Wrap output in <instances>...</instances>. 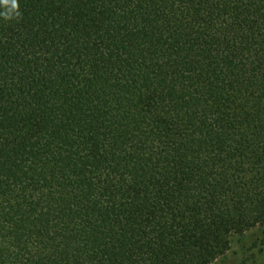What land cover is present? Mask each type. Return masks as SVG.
I'll return each mask as SVG.
<instances>
[{"label":"trees","instance_id":"1","mask_svg":"<svg viewBox=\"0 0 264 264\" xmlns=\"http://www.w3.org/2000/svg\"><path fill=\"white\" fill-rule=\"evenodd\" d=\"M264 230V0H0V264H213Z\"/></svg>","mask_w":264,"mask_h":264},{"label":"rangeland","instance_id":"2","mask_svg":"<svg viewBox=\"0 0 264 264\" xmlns=\"http://www.w3.org/2000/svg\"><path fill=\"white\" fill-rule=\"evenodd\" d=\"M213 264H264V230L232 237L229 252Z\"/></svg>","mask_w":264,"mask_h":264}]
</instances>
